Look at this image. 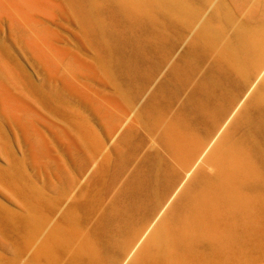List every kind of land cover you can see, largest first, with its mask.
Returning a JSON list of instances; mask_svg holds the SVG:
<instances>
[{
	"label": "rangeland",
	"instance_id": "374dc122",
	"mask_svg": "<svg viewBox=\"0 0 264 264\" xmlns=\"http://www.w3.org/2000/svg\"><path fill=\"white\" fill-rule=\"evenodd\" d=\"M164 1L0 0V264H264V0Z\"/></svg>",
	"mask_w": 264,
	"mask_h": 264
},
{
	"label": "bare ground",
	"instance_id": "6f19581e",
	"mask_svg": "<svg viewBox=\"0 0 264 264\" xmlns=\"http://www.w3.org/2000/svg\"><path fill=\"white\" fill-rule=\"evenodd\" d=\"M34 1V0H32ZM120 1V0H119ZM166 1V0H165ZM164 1V2H165ZM131 2V1H130ZM174 2V1H173ZM125 3V2H124ZM170 3V2H169ZM176 3V2H175ZM186 4V1H184ZM178 4V3H177ZM179 5V4H178ZM177 5V6H178ZM144 7V6H143ZM187 7V6H186ZM188 8V7H187ZM188 11V10H186ZM181 15V14H180ZM187 16V15H186ZM259 23V22H258ZM262 23V22H261ZM204 39V38H203ZM240 48L238 50L240 52H244L246 50L250 51L252 56L255 58H259L262 54H264V27L260 30H247L242 34V41L240 42ZM236 53V52H235ZM243 54V53H242ZM230 55V54H229ZM227 57V56H226ZM230 57V56H229ZM239 58V57H237ZM240 59V58H239ZM246 61V60H245ZM247 63V62H246ZM243 64V63H242ZM262 90L264 92V84L262 86ZM183 137V136H182ZM180 139V137H179ZM183 139V138H182ZM234 145V144H233ZM236 146V145H234ZM232 153V152H231ZM242 153V152H241ZM241 154H234L233 156H228V151L222 153V156L215 161V171L213 174L203 178L200 183L207 182L210 177H215L219 182L225 180L229 176H236L237 171L241 168ZM227 157V158H226ZM250 167V166H249ZM212 168V167H210ZM245 170V167H243ZM242 168V169H243ZM241 169V170H242ZM249 169V168H248ZM246 171V170H245ZM240 174H243L241 172ZM245 176V175H244ZM253 179V178H252ZM258 181V180H257ZM255 181H253L254 183ZM227 183V182H226ZM252 183V182H251ZM219 186V184L217 183ZM251 185V184H250ZM252 186V185H251ZM227 187V186H226ZM224 188V187H223ZM248 191V190H246ZM198 195V194H197ZM228 195L231 198V201L235 204L243 205L246 202V192L244 190L234 192H228ZM241 196L238 200L234 201L232 200V197ZM196 196V195H195ZM205 197V196H204ZM213 197V196H212ZM203 200V199H202ZM249 202L246 205V208L252 204ZM250 207V206H249ZM201 217V216H200ZM190 219V218H189ZM194 220V219H193ZM201 220V219H200ZM206 221V220H205ZM193 223V222H192ZM197 225V224H196ZM167 227V226H166ZM165 226L160 227V232L152 239L145 247V252L141 256L142 259L141 263L136 264H180L181 262L178 261L176 258H173V254L171 253V250L176 247L177 245H180L184 243L185 241L182 238H175L171 237L169 235V231L167 230ZM186 230H188L186 228ZM188 243V242H187ZM184 256V255H183ZM182 257V256H181ZM185 259V258H184ZM183 262V261H182Z\"/></svg>",
	"mask_w": 264,
	"mask_h": 264
}]
</instances>
